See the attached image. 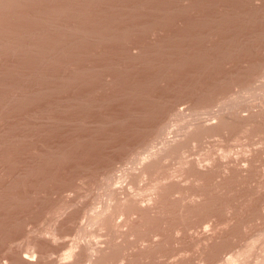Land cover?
<instances>
[{"label":"rangeland","instance_id":"obj_1","mask_svg":"<svg viewBox=\"0 0 264 264\" xmlns=\"http://www.w3.org/2000/svg\"><path fill=\"white\" fill-rule=\"evenodd\" d=\"M0 264H264V0H0Z\"/></svg>","mask_w":264,"mask_h":264},{"label":"bare ground","instance_id":"obj_2","mask_svg":"<svg viewBox=\"0 0 264 264\" xmlns=\"http://www.w3.org/2000/svg\"><path fill=\"white\" fill-rule=\"evenodd\" d=\"M59 108H60V107H59ZM56 109H57V108H56ZM57 111H58V110H57ZM63 112H64V111H63ZM60 113H61V112H60ZM61 114H62V113H61ZM12 157H13V156H12ZM13 158H14V157H13ZM13 158H12V159H13ZM16 158H18V157L15 156L14 159H16ZM12 159H11V160H12ZM18 159H19V158H18ZM18 161H20V159H19ZM11 162H13V160H12ZM16 163H17V162H16ZM16 163H15V161H14V163H13L14 166H15ZM19 164H20V163H17L16 166H20ZM18 168H19V167H18ZM151 208H152V207H151ZM132 210H133V209H132ZM140 210H141V209H140ZM143 210H144V209H143ZM148 210H149V209H148ZM151 210H152V209H151ZM137 211H138V210H137ZM231 215H232V214H231ZM102 223H103V222H102ZM51 232H52V231H51ZM49 234H50V233H49ZM55 239H56V238H55ZM94 250H95V248H94ZM73 254H74V252H73ZM31 256H32V255H31ZM73 256H74V255H73ZM66 259H67V258H66ZM68 259H69V258H68ZM23 260H24V259H23ZM58 261H59V260H58ZM13 262H14V261H13ZM60 262H61V261H60ZM233 262H234V261H233ZM31 263H32V262H31ZM67 263H68V262H67ZM231 263H232V262H231Z\"/></svg>","mask_w":264,"mask_h":264}]
</instances>
